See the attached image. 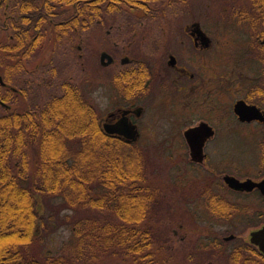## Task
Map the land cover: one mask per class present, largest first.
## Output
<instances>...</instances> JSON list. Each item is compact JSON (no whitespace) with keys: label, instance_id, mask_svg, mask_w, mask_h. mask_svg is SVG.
<instances>
[{"label":"trees","instance_id":"16d2710c","mask_svg":"<svg viewBox=\"0 0 264 264\" xmlns=\"http://www.w3.org/2000/svg\"><path fill=\"white\" fill-rule=\"evenodd\" d=\"M159 1L0 0V106L25 100L20 110L4 107L0 113V264H89L107 256L174 264L156 258L159 235L153 220L162 195L159 185L148 182L143 150H128L134 145L106 134L98 110L76 85L60 84L63 95L39 105L31 103L25 81L29 60L53 40L72 42L103 13L123 7L151 14ZM255 6L258 34H264V0ZM45 68L38 63L36 74L45 75ZM38 193L61 197L66 207L85 212L74 217L75 255L38 257L32 251L42 219ZM218 200L210 199L212 210L233 215L234 207ZM166 242L160 247L169 251Z\"/></svg>","mask_w":264,"mask_h":264},{"label":"rangeland","instance_id":"374dc122","mask_svg":"<svg viewBox=\"0 0 264 264\" xmlns=\"http://www.w3.org/2000/svg\"><path fill=\"white\" fill-rule=\"evenodd\" d=\"M246 2L188 0V6L181 7L174 0H163L153 4L150 14L153 16L123 7L116 12L103 13L99 22L72 42L63 38L60 43L53 40L47 53H36L28 62L29 71L25 81L29 79L31 103L37 101V104L43 105L53 96L61 97L64 92L60 84L69 82L82 88L84 94L89 96L88 100L98 108L104 122L114 105L111 82L113 67L102 66L100 55L104 50L113 53V40L119 43L118 52L130 46L131 51L127 50V53L140 57L141 51L138 53L137 50L136 53L132 50L133 43L123 42L127 38H121L123 34H137V38L140 34H185L186 26L193 22H200L205 30L211 32L214 41L218 40L220 47L214 46L217 49L211 52V58L220 49L227 62L226 132L217 133L208 146L207 166L197 169L190 162V150L184 136L189 124L184 125L180 132L171 129V122L176 123L181 118L169 121L161 118L156 124L157 132H146L139 141L145 154L148 182L153 186L159 185L162 195L155 205L158 220H153L159 235V242L155 244L159 262L169 259L174 264H250L246 262V257L249 262L256 257L252 250L257 248L250 243V233L264 225V198L259 192L242 194L229 190L221 178L225 173L240 179L264 177V124H242L233 111L236 98L245 97L254 82L257 85L264 82V54L259 44L255 43L256 31L252 22L240 23L234 15L238 6L249 7ZM180 12L184 13L179 15ZM137 40L139 47V38ZM172 48L176 47L173 45ZM119 54L124 56L125 53ZM38 63H45V75H40V72L36 74ZM211 67L212 75L219 72L218 62L217 65L211 63ZM241 72L243 76L239 75ZM259 88L263 90L264 86ZM254 100L264 104L263 95L259 94ZM19 103L13 105V111L23 108L25 100ZM155 109L152 106L148 112L145 126H149L148 122H155L151 120L156 115ZM5 112L4 106H0V113ZM198 117L194 113L192 118ZM136 149L133 146L128 150ZM207 192L224 195L230 207H234L233 215L220 217L209 211L204 201V193ZM37 198L42 219L38 223L40 238L34 243L32 251L38 257L64 253L67 256L75 255L72 251L74 217L84 216L85 212L66 207L61 197L38 193ZM103 214L109 213L105 211ZM104 218L99 217L101 223H105ZM230 234H235V238L225 240V236ZM165 238H168L167 245H162L168 246L169 251L160 247ZM235 249L242 250L239 262L232 260ZM89 264H134V261L131 257L107 256L101 262ZM256 264H264V258Z\"/></svg>","mask_w":264,"mask_h":264},{"label":"flooded vegetation","instance_id":"af4514ba","mask_svg":"<svg viewBox=\"0 0 264 264\" xmlns=\"http://www.w3.org/2000/svg\"><path fill=\"white\" fill-rule=\"evenodd\" d=\"M174 3L181 7L188 6V0H174ZM246 3L249 7L247 5H240L238 7V20L240 23L258 22L259 10H257L255 6L256 0H247ZM183 13L184 12H180L179 15ZM194 23L195 22L186 26L185 34H140L138 37L140 43L139 47H137V34H123L121 38L127 37L123 42L126 43L128 41V44L133 43L132 50L134 52L138 50V53L141 51L140 57L127 53V50L131 51L130 46H126L128 49L123 47L118 52L117 48L119 47V43L113 40V53L111 51L108 52L112 55L109 66L113 67L111 82L112 93L114 94L112 96L114 105L112 110L109 111L108 117L103 122V127L108 123L121 130L122 128L119 126V123L121 121H126L127 124L133 125L137 130L138 138L136 141H129V139L123 134H120V132L112 133L110 136L120 139L126 145H134L142 149L139 143L140 139L146 132L156 133V124L161 118L167 121L181 118L180 121L177 120L176 123L171 122V129L175 132H180L184 125L189 124L187 128L185 127L184 136L190 150V162L193 167L200 169L207 166L209 160L206 150L208 146L212 144L211 141L213 138L216 137L217 133L226 132L224 121L228 109V71L227 62L220 49H218L217 54L214 53L216 56L211 58V52L220 47L217 43L218 40L217 42L214 41L211 32L205 29L204 31L207 34H199L195 30L196 26ZM80 35L81 34H76V38ZM254 35L255 43L259 44V49L264 54V34ZM173 45L176 48L173 49ZM214 46H217V48ZM252 47L253 46H250V48ZM120 52L127 54L121 56L119 54ZM217 62L219 72L212 75L211 70H213V67H211V63L217 65ZM239 75L243 76V72ZM251 81L254 82L253 78ZM259 86H264V82L258 85L254 82L245 97L236 98L233 101V111L236 101L245 100L248 104L257 105L264 113V104H260V102L254 100V98L259 97V94L264 96V89L261 90ZM78 88L87 99L89 96L87 97V95L84 94L81 87ZM152 106L156 108V115L151 119L155 122H148L149 126H145L144 121L147 119L148 112ZM194 113L198 114V119L192 118ZM234 114L239 119L235 112ZM150 115L151 114H149V116ZM240 122H242V124H248V126L264 124V120L261 121L259 119L250 122L240 120ZM204 124H207V127L204 126ZM199 127H206L209 134L204 128L203 130L205 131H203L201 138L203 143L199 149L201 151L197 156H194L193 150L197 148V145L188 142L186 133L193 129L192 131L200 135L202 130L198 129ZM220 144L222 145V143ZM225 174L221 177L223 181L225 179ZM261 179H263V177L256 180ZM235 192L242 194L259 192L264 198V195L258 188L252 191L238 190ZM207 193L208 194L204 193V201L208 210L214 215L224 217L226 213L212 210L210 207V199H219L218 202L223 204H227L229 200L219 192ZM174 233L177 235V231ZM230 236H234L235 238V234H230ZM227 237H229V235L225 236V240H228ZM257 244L258 249L252 250L256 257H253V260L250 262L249 260L247 261L248 258L246 257L247 263L256 264V262L258 263L264 258V253L259 249V245L261 244ZM240 252H242L241 249ZM241 255L242 254H232V260L239 262ZM202 264L215 263L203 262Z\"/></svg>","mask_w":264,"mask_h":264},{"label":"water","instance_id":"95a60500","mask_svg":"<svg viewBox=\"0 0 264 264\" xmlns=\"http://www.w3.org/2000/svg\"><path fill=\"white\" fill-rule=\"evenodd\" d=\"M198 31L200 33H203L200 29H198ZM106 58H108V60H106ZM101 60L103 64L108 65L111 62L112 57L107 52H103L101 56ZM235 111L239 115L240 119L244 121L245 120L251 121L255 118L256 119L259 118L261 120L264 119V114L260 110V108H258L256 105L247 104L244 100H239L235 104ZM119 126L122 128L121 130H119L117 127L111 126L110 124H106L105 128L110 133L120 132L121 134H124L128 139H131V140L137 139V136H138L137 130L135 129L133 125L127 124L126 121H121L119 123ZM204 126L207 127V124H204ZM206 127L198 128L202 130L200 135L198 133H195V131H192L193 129L186 133L189 143H193L197 145V148L193 150L194 156H197L198 153L201 151L199 149L201 148L202 143H203V141L201 140L203 131H205L203 129L205 128L207 133L209 134L208 129ZM225 180L229 184V186L234 189L253 190L255 187H259L264 193V179L261 181H254L253 179H247V180L242 181L234 176L226 175ZM252 241L255 243H260L261 244L260 247L264 251V228L252 233Z\"/></svg>","mask_w":264,"mask_h":264}]
</instances>
